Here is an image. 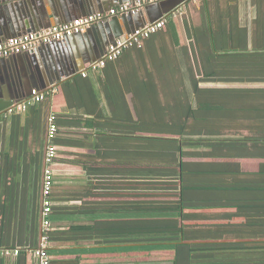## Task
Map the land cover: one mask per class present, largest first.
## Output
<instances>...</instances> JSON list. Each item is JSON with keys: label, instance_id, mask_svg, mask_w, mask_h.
Masks as SVG:
<instances>
[{"label": "crops", "instance_id": "1", "mask_svg": "<svg viewBox=\"0 0 264 264\" xmlns=\"http://www.w3.org/2000/svg\"><path fill=\"white\" fill-rule=\"evenodd\" d=\"M39 1L51 16L53 27L65 25L56 24L62 23L57 0ZM136 1L109 0V4L89 15L106 14L112 8ZM24 2L0 0V20L6 16L20 17ZM158 18L165 19L166 25L145 43V58H167L168 54L179 63L173 72L175 78L180 75L185 78L189 76L187 73L198 78L204 76L201 65L206 62L208 78L223 79L200 86L215 92L222 90L223 98L217 97L213 103L223 108L207 118V152L211 156L186 160L209 165L205 175L206 208L193 211L199 217L191 218L189 227H205L209 232L207 264H264V71L248 69L247 65L264 58V0H204L173 7L163 1L146 5L126 27L120 25V31L127 34L119 39ZM167 21L171 22L176 39L170 37L172 31ZM99 43H103L99 33L93 30L72 38L65 66L57 65L53 55L56 45L51 47L53 52L45 46L34 49L36 57L44 58L48 70L53 67L56 73L51 74L52 85L47 76L44 78V88L34 77L30 78L21 98H15L6 82L3 80L2 84L0 80V245L25 246L33 236L37 237L47 167V120L51 114L55 115L57 126L53 141L56 158L50 166L53 232L67 231L76 221H92L97 217L102 221L105 212L134 210L133 204H123L133 203L134 193L124 198L119 190L120 183L129 180L128 168L126 172L120 168V153L126 151V163L129 151L133 157L136 110H142L143 114L145 108L149 109L150 96L142 91V96L135 98L134 90L118 86L122 74L126 76L124 71L109 69L90 72L86 78L79 76L107 51L108 46L101 50ZM5 60H0V78L4 72L8 73ZM70 74L73 75L57 80ZM54 88L57 92L50 99L34 103L21 113H6L12 105L28 99L32 90L49 92ZM181 88L160 86L157 92L171 93ZM138 135L150 136L145 132ZM96 150L99 158L89 161L87 157L95 156ZM130 178L133 181V171ZM15 248L25 253L19 257L0 255V264H38L30 249ZM133 260L129 254L107 258L55 255L50 257V264H133Z\"/></svg>", "mask_w": 264, "mask_h": 264}, {"label": "trees", "instance_id": "2", "mask_svg": "<svg viewBox=\"0 0 264 264\" xmlns=\"http://www.w3.org/2000/svg\"><path fill=\"white\" fill-rule=\"evenodd\" d=\"M167 27L172 31L170 37L176 39L171 22L167 21ZM156 34L142 41L140 47L123 51L120 57L107 63L100 71H124L126 76L122 74L118 86H128L129 91L134 90L135 98L141 97L142 91L149 92L150 96V108H145L143 114L142 110H136L138 122L134 126L133 157L129 151L126 163V151L120 153V168L125 172L128 168L129 180L120 183L119 190L124 198H130L134 193L133 203H123L126 206L133 204L134 210L128 213L105 212L102 221H99V217L92 221H76L69 225L67 231L58 234L53 232L51 212L50 230L46 233L50 257L99 255L107 258L114 254H129L134 257L133 264H148L151 256L167 255L172 258L171 264H207L209 232L205 227L190 228L188 221L199 217L193 211L206 208L208 183L205 175L209 165L186 160L211 156L207 152V118L213 111H222V105L213 102L217 97L223 98V93L222 90L215 92L200 86L208 81L223 82V79L208 78L206 62L201 65L204 76L198 78L187 73L189 76L185 78L181 75L175 78L173 72L179 63L169 58L168 54L167 58H145L143 47ZM247 65L248 69L264 71V58L248 62ZM243 68L241 65L240 69ZM160 86L182 88L171 93H160L157 92ZM164 101L168 104H164ZM142 132L150 136H139ZM98 158L97 150L95 156L87 157L91 162ZM96 165L92 164L94 169ZM131 171L134 173L133 181ZM87 195L91 196L92 193ZM41 234L38 221L37 237L33 236L27 245H0L3 247L0 251L17 249L15 247L35 250ZM18 250V257L25 253Z\"/></svg>", "mask_w": 264, "mask_h": 264}, {"label": "built area", "instance_id": "3", "mask_svg": "<svg viewBox=\"0 0 264 264\" xmlns=\"http://www.w3.org/2000/svg\"><path fill=\"white\" fill-rule=\"evenodd\" d=\"M169 0H138L134 4H122L116 8L110 9L106 14L89 15L78 18L68 24L58 27H51L39 32H30L18 37L9 38L0 42V60L8 59L21 54H26L34 51V49L51 45L55 43L65 42L67 39L86 33L95 24L100 22H108L114 17H130L135 16L146 5H153ZM186 2H201L203 0H185ZM166 25L165 19H159L151 24L135 30L132 34L124 39H119L111 43L107 47V51L99 60L88 64L86 69L80 72L82 78H86L88 73H98L105 68L107 63L115 61L123 51L132 47H140L142 41L148 39L151 35L156 34L164 29ZM57 90L54 88L49 92H39L32 90L30 97L22 103L14 104L6 111L7 114L21 113L26 111L27 107L34 103H39L54 93ZM56 117L51 114L47 120V148H46V168L43 176L42 184V209H41V229L42 234L40 242L35 250L31 253L37 259L38 264H50V256L47 253L48 243L46 233L50 230L49 215L51 213V190L53 185V173L50 168L56 158V146L53 144L57 133L55 123ZM3 257L18 256L19 250H4L0 251Z\"/></svg>", "mask_w": 264, "mask_h": 264}, {"label": "water", "instance_id": "4", "mask_svg": "<svg viewBox=\"0 0 264 264\" xmlns=\"http://www.w3.org/2000/svg\"><path fill=\"white\" fill-rule=\"evenodd\" d=\"M22 1L25 2L23 4L24 8L20 17L6 16L0 20V41L18 36L22 33H30L37 30H43L53 27L51 25L53 24L51 22V16L44 8L43 2L39 0ZM56 2L60 13V20L62 21V23H56L57 25H62L64 23L66 24L78 17L89 15L93 12V10H97L102 6L109 4V0H57ZM168 2L171 4V7H173L176 5L178 6L186 1L170 0ZM131 19H133V16H128L125 18L114 17L108 22H100L95 24L92 29L89 30H93V33H99V36L103 42V45L99 43V47L101 48V50H103L105 47L118 40L121 36L127 34V32L125 31L121 32L119 27L120 25L126 27ZM159 19L160 18L156 20ZM139 28L143 27H136L131 33ZM89 30L87 32H89ZM79 36L80 35L75 36V38ZM72 38L67 39L62 43H55L45 46L47 50L49 49L53 52V48L51 47H53V45H56L53 55L55 60L58 61L57 65L63 64V66H65V64H68L69 53L67 46L69 45V42ZM40 52L42 53V51ZM18 56L19 55L14 56V58L5 60L4 63L6 64L8 73L6 75V73L4 72L3 78H0L2 82L3 80L6 82L7 86H9L11 90V94L13 93L15 98H21L22 93L27 89L30 78L32 77L35 78L36 83L39 84L42 88H44L43 84H45L44 78L46 76L49 80L50 85H52V75H54L53 73L55 72V70H53V67L48 70L49 66L47 67L46 63L43 62L44 58H42V60H39L34 52L24 54L23 58H19ZM65 60H67V62ZM72 75L73 74L65 75L64 77L61 76L57 80L67 78L68 76ZM56 76L59 75L56 74ZM2 84H4V82Z\"/></svg>", "mask_w": 264, "mask_h": 264}, {"label": "rangeland", "instance_id": "5", "mask_svg": "<svg viewBox=\"0 0 264 264\" xmlns=\"http://www.w3.org/2000/svg\"><path fill=\"white\" fill-rule=\"evenodd\" d=\"M149 263L148 264H171L172 258L167 256V255H163L160 257H155V256H151L149 257Z\"/></svg>", "mask_w": 264, "mask_h": 264}]
</instances>
